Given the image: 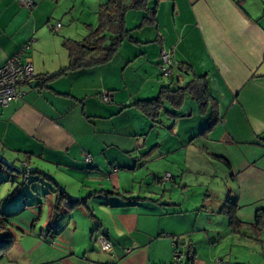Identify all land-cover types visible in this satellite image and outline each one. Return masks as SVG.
Returning a JSON list of instances; mask_svg holds the SVG:
<instances>
[{
  "label": "crops",
  "instance_id": "crops-1",
  "mask_svg": "<svg viewBox=\"0 0 264 264\" xmlns=\"http://www.w3.org/2000/svg\"><path fill=\"white\" fill-rule=\"evenodd\" d=\"M105 1L32 0L28 9L17 0H0V67L32 40L23 62L32 65L34 74L29 85L19 87L22 97L0 110V160L7 166L4 169L15 171L17 163L27 168L26 183L31 184L17 201L3 198L0 220L23 210L4 224L0 236L9 233L13 245L20 242L18 252L29 255L23 264H172L173 243L181 246L180 251L187 248L194 258L182 264H237L226 256L214 258V243L199 254L193 240L195 234L208 237L214 231L207 230L213 229L209 228L212 221L205 220L204 211L186 195L208 183L199 181V176L210 183L219 177L207 174L204 163L194 168L197 178L189 183L177 163L178 157L186 161L187 155L199 150L206 155L218 151L210 157L226 168L223 183L229 180L236 188L225 186L229 191L224 203L230 198L239 211L246 207L240 201L249 199L248 206L260 201L253 197L257 185L252 182L264 189V166L260 165H264V154H260L264 144V0H148L146 11L125 14L124 26L132 40L124 67L112 66V59L102 66L68 72L36 89L41 77L68 68L64 42H81L88 28H96L99 7ZM77 2L81 7L85 3L97 7L94 21L77 22L73 16ZM81 7L79 16L84 12ZM56 24L61 28L54 33L51 28ZM161 51L170 54L171 73L173 68L178 72L165 83L159 72ZM140 60H145L144 76H138L142 85L129 88L125 72ZM196 77L205 78L214 104L201 109L186 95L178 107L165 104L156 125L130 107L157 98L164 86L183 87ZM102 93L112 94V101L101 102ZM213 112L220 120L206 130ZM151 133L157 141L147 147ZM212 146L217 149L211 150ZM231 147L249 149L247 155L240 151L241 167L228 160ZM156 151L160 162L168 165L165 173H174H169L172 189L157 196L133 192L128 184L136 182V169ZM86 155L92 163L85 160ZM13 176L8 174L3 183L12 179L14 185L19 179ZM56 187L72 199H86L93 218L83 207L56 210ZM175 191L183 198L172 200ZM254 211L248 215L254 217ZM43 217L46 220L41 223ZM10 226L21 231L17 240ZM98 236L110 242V253L96 248Z\"/></svg>",
  "mask_w": 264,
  "mask_h": 264
},
{
  "label": "rangeland",
  "instance_id": "rangeland-1",
  "mask_svg": "<svg viewBox=\"0 0 264 264\" xmlns=\"http://www.w3.org/2000/svg\"><path fill=\"white\" fill-rule=\"evenodd\" d=\"M96 0H93V2ZM75 10L73 12L74 18L77 20L78 23H82L83 21L86 20H95L94 18V10L95 5L92 4H87L83 5L84 7V12L82 16H79V8L81 7V4L77 2L75 4ZM81 7V8H83ZM88 18H93V19H88ZM66 26V24H64ZM136 36L135 34L131 35ZM134 38V37H133ZM128 41H124L121 46L118 49V52L116 56L113 58V62L111 63L112 66L114 67H124L125 62L123 61L125 58H128ZM135 53H138V51H135ZM122 55V57L120 56ZM136 62L133 65L127 64L126 66L128 69L125 72V75L128 79V87L131 88L132 86H135L136 89L140 88L142 85V81L138 79V76H144L141 75L144 72V62ZM173 77L175 78L177 75V70L172 69ZM163 79V77H161ZM163 83H165V79H163ZM148 96V95H147ZM190 102V100H189ZM168 108V107H167ZM144 122H140V124H143ZM162 139H159L158 141H161ZM157 141V135L154 133H151L148 138L147 142V147L149 146L150 143L156 142ZM262 148L261 150V155L264 154V144L262 143ZM197 146V145H196ZM201 146V145H200ZM251 147V146H249ZM211 150H216V146H212ZM255 151H257L256 148L251 147ZM237 150V151H236ZM240 151H243L246 155L249 153L248 148H240L239 150L237 148L228 149V160L230 162H234L235 167H241V163L238 160L240 158ZM213 152H218V151H213ZM212 151H209L208 155H206L204 152H201L199 150V153L197 154H191L190 156L187 155V160L184 161L182 158L178 157V163H177V168L180 170L184 171L185 173V179H188L189 183L190 181L192 183H195V179L197 178V171H193L194 168H199V165L204 163H207L206 165V172L209 174H216L219 178H213L212 183L208 181L207 178H203L202 176H199L200 178L199 181H207L208 183L205 182L203 186H196V188L190 189V192L186 195V198L191 197L192 204H195L198 206L199 210H203L204 214L203 217L204 219H209L212 221L211 225L209 224V228L213 229H207V230H213V233H210L209 236L207 235H202V234H195L193 237V240L195 241V244L198 246V251L199 254H205L208 251V247L210 244L216 245V248L214 250L215 252V257L216 259L221 258V257H228L232 262L238 263V264H264V225L259 226L257 228L258 230H254L252 225L254 222V217L253 215H248L252 214V212L255 210L263 211L264 210V189L263 185L257 184L256 182H252V184L257 185L254 190V198H257L255 200H260L254 205H249V202L247 199L245 203L244 201H240V205H245L246 207L240 209L239 211H236L235 216L237 219V222L241 224H237L240 227H230L229 224V217L228 215L221 213V203L222 205L224 204V201L226 199L227 191L228 189L225 188V186H228L227 188H232L236 189L234 186L231 185L229 180H226V183H223V181L226 179V173L227 170L225 167L222 166L221 163L216 161L215 159L211 158L213 155ZM211 155V157H210ZM137 157H141V155H136ZM159 152L156 151L155 153L152 154L148 159L145 161H142L140 167L136 169V182L132 185L128 184V187H131V190L133 192H139L141 190V194L146 196H152V194H155L156 196L160 194V192L166 190H171V175L174 173L172 171H168L169 173H165V169L169 170L168 165L162 164L159 160ZM172 159V158H171ZM169 159V161H171ZM237 159V160H236ZM186 164L185 167H183V164ZM209 164V165H208ZM245 164V163H244ZM261 166H264L262 163L260 164ZM211 166V167H210ZM167 167V168H165ZM185 168V169H184ZM212 169V170H211ZM13 170L15 171H8L7 169H0V206L3 205L2 201L4 200L3 198H6L7 200L11 201H17L16 199H20L22 195H26L29 191V183L24 182V175H23V168L17 163L14 164ZM18 172L19 174H17ZM189 172L191 174H189ZM14 175L16 179H19L18 181H15V184H11L13 181L11 179L10 183H3L5 181V178L7 179L8 174ZM203 174V172H202ZM223 174V175H222ZM169 175V179H166L165 177ZM29 179L32 180V176L28 177ZM108 179V177H106ZM206 179V180H204ZM224 179V180H223ZM194 181V182H193ZM262 182V181H261ZM207 186V187H205ZM11 192L10 194H8ZM3 193V195H1ZM15 194V195H13ZM166 198L169 197L168 192L164 193ZM181 192L175 191L171 195L173 198L172 200H175L174 198H183L182 195H180ZM208 196V197H207ZM248 198V197H247ZM261 198V199H260ZM15 199V200H14ZM184 200V199H183ZM221 202V203H220ZM189 203L187 200H184L183 205L187 206ZM220 204V205H219ZM258 210V211H259ZM254 211V212H255ZM257 212V211H256ZM255 216V215H254ZM203 217L201 216L198 218V222H201ZM46 220L45 217L41 219V223H44ZM10 230L14 233L15 240H17L21 236V231L15 226L14 229L10 226L8 227ZM238 229V230H236ZM34 230V229H33ZM40 232V227L37 228L36 234ZM218 232V233H217ZM86 234L88 236L90 235V230L86 229ZM18 236V237H17ZM101 236H98L96 238L95 246L98 248V250L101 252V247L98 242V239ZM77 241H81V237L78 236L76 238ZM20 242L16 243L15 245L12 246V248L4 253L0 254V264H20L22 262H25L28 260V254L23 255L18 252L16 249ZM17 245V246H16ZM27 250L30 248V245L28 246L26 244ZM181 248V246H179ZM105 254V253H104ZM107 254V253H106ZM79 257V255H78ZM18 259L20 261H18ZM79 262V261H78ZM23 264V263H22ZM55 264V263H53Z\"/></svg>",
  "mask_w": 264,
  "mask_h": 264
},
{
  "label": "trees",
  "instance_id": "trees-1",
  "mask_svg": "<svg viewBox=\"0 0 264 264\" xmlns=\"http://www.w3.org/2000/svg\"><path fill=\"white\" fill-rule=\"evenodd\" d=\"M147 5L148 0H106L99 7L97 27L88 28L89 33L81 42H64V47L69 56L68 68L61 70L56 75L41 77L37 82L36 89L43 88L59 77L66 75L68 72L102 66L110 62L118 52L121 44L124 41L132 40L129 31L126 30L124 26L125 14L129 10L146 11ZM144 20L147 23H154L153 20ZM186 95L192 96L201 109L207 106L209 102H212V104L215 103L210 95L205 78L196 77L183 87L174 89L171 88L170 85L164 86L160 89L157 98L148 101L135 102L130 107H135L140 113L148 118L153 125H156L158 124V119L161 113L164 111L165 104H168L172 108L178 107ZM218 120H220V118L215 112H213L206 130L212 128ZM4 167H7L6 164L0 160V169ZM23 169L24 182H27L26 177L29 172L27 168ZM7 170L10 171L11 169L7 168ZM60 206L67 210H74L79 207L86 208V199H72L64 191L56 187V210H59ZM22 210L23 208L14 213L3 215L0 220V230H4V224H6L11 217L18 215ZM86 210L89 212L87 208ZM237 210L238 206L236 202L231 201L230 198L226 200L221 208V213L228 215L229 224L232 228L240 227L237 224H241L237 222L235 216ZM90 216L93 218L91 214ZM251 225L254 230H258L257 228H259V226L264 225V210H259L255 213L254 222ZM13 243L14 239L9 233L0 236V254L10 250ZM186 252V263L193 262L194 258L193 256H190L187 248Z\"/></svg>",
  "mask_w": 264,
  "mask_h": 264
},
{
  "label": "built area",
  "instance_id": "built-area-1",
  "mask_svg": "<svg viewBox=\"0 0 264 264\" xmlns=\"http://www.w3.org/2000/svg\"><path fill=\"white\" fill-rule=\"evenodd\" d=\"M17 2L25 8L30 9L33 6L32 0H17ZM61 28L60 24L52 26L51 30L57 33ZM32 40L26 43L13 57L9 58L0 67V110L8 107L11 103L18 101L22 97V93L19 92V87L28 85L33 77L32 65L28 62H23L25 53L28 51ZM172 68V61L170 54L167 51H161L159 71L161 77L167 79L170 78ZM99 100L104 103H110L112 101V94L102 93L99 95ZM85 160L88 163H92V159L89 155L85 156ZM26 167V164H24ZM169 179V175L165 177ZM98 242L101 247V252L110 253L112 246L110 242L104 237H100ZM179 244H172V264H182L187 254L179 250Z\"/></svg>",
  "mask_w": 264,
  "mask_h": 264
}]
</instances>
